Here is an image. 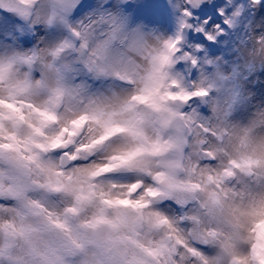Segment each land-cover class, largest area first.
I'll return each instance as SVG.
<instances>
[{"label": "clouds", "instance_id": "9594fccd", "mask_svg": "<svg viewBox=\"0 0 264 264\" xmlns=\"http://www.w3.org/2000/svg\"><path fill=\"white\" fill-rule=\"evenodd\" d=\"M0 0V264H264V0Z\"/></svg>", "mask_w": 264, "mask_h": 264}, {"label": "rangeland", "instance_id": "374dc122", "mask_svg": "<svg viewBox=\"0 0 264 264\" xmlns=\"http://www.w3.org/2000/svg\"><path fill=\"white\" fill-rule=\"evenodd\" d=\"M140 13L146 16H155L157 14L155 0H145L143 7L140 9Z\"/></svg>", "mask_w": 264, "mask_h": 264}]
</instances>
